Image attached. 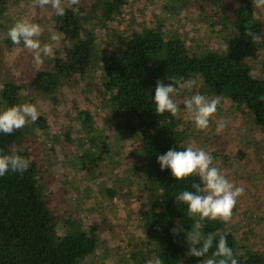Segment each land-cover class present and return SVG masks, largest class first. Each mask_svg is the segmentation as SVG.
I'll use <instances>...</instances> for the list:
<instances>
[{"label": "trees", "instance_id": "obj_1", "mask_svg": "<svg viewBox=\"0 0 264 264\" xmlns=\"http://www.w3.org/2000/svg\"><path fill=\"white\" fill-rule=\"evenodd\" d=\"M127 0H81L77 11L67 7L65 15L55 14L53 28L66 42L49 57L45 67L34 70L26 83L4 80L0 88V111L18 105L24 89L42 93L48 102H55L62 85L80 79L89 66L94 32L88 24L102 26L119 16ZM234 3L230 14L210 0L214 10L211 18L222 26L224 35L220 48H202L191 53L183 39L162 33L152 25H131L121 40V46L107 56L102 66V79L95 90L101 101L106 100L114 110L118 128L126 135H135L141 148L148 185L144 235L148 253L159 257L162 264H202L209 258L191 257V246L184 234L191 230L198 217H190L187 205L175 201L182 191H194L196 177L177 181L170 171L161 170L157 157L169 149L182 151L183 129L179 118L169 113L157 115L153 94L157 81L168 83L170 76L203 77L206 92L222 95L245 110L258 126H264V75L252 71L248 58L263 40L253 41L248 30L264 37V24L256 18L252 0H230ZM7 0H0V5ZM227 13V14H226ZM13 23L9 24V28ZM7 48L17 49L10 39H3ZM228 44V52L223 45ZM87 125L89 114H79ZM46 120L39 116L29 122L31 132L42 130ZM22 128L10 135L0 133V152L13 151L26 157L30 166L22 174L7 173L0 177V264H78L97 246V236L81 227L75 218L63 217V232L55 227V215L49 210L38 184L36 164L25 142ZM93 141L89 136L87 141ZM108 144L100 142L95 156L88 161V169L97 166ZM108 190V196L113 191ZM204 236L225 235L238 264H264V255L249 248L235 249V237L220 221H203ZM177 231L173 233V228ZM183 229L182 231L180 229ZM215 243V242H214ZM214 251V247H213ZM211 253H209V256Z\"/></svg>", "mask_w": 264, "mask_h": 264}, {"label": "rangeland", "instance_id": "obj_2", "mask_svg": "<svg viewBox=\"0 0 264 264\" xmlns=\"http://www.w3.org/2000/svg\"><path fill=\"white\" fill-rule=\"evenodd\" d=\"M32 4L33 0H7L0 5V86L4 80L26 83L34 70L45 67L49 59L36 65L31 52L23 46L7 48L3 39L9 24L24 17L38 23L43 29L42 43H51L52 34L60 35L53 28L54 10L50 6L33 8ZM218 4L228 14L234 5L230 0H218ZM213 10L210 0H127L118 17L101 27L88 24L94 32V43L86 73L62 85L54 103L42 93L22 90L18 105H36L46 120L47 127L42 130L31 132L25 126L22 136L36 164L42 197L55 215L56 229L63 232V217L75 218L83 229L97 236L95 251L78 264H146L154 258L148 253L150 246L144 235L148 183L140 144L135 135H126L118 128L113 107L95 92L107 56L120 48L131 25H152L162 33L176 35L191 53L220 48L224 28L211 18ZM254 14L264 24V9L254 7ZM65 43L61 38L54 51ZM248 61L252 71L264 75V42ZM197 91L222 98L207 131L197 130L183 109V99ZM175 99L181 107L178 118L184 131L183 147L192 144L209 152L214 165L245 189L233 210L232 221L225 223V228L234 234L235 249L245 247L264 255V126L258 127L245 110L227 97L201 87L184 91ZM84 111L89 114L86 126L79 118ZM220 118L227 121V127L217 134ZM91 135L93 141H87ZM101 141L108 144L109 150L101 155L97 166L88 169V161ZM107 188L113 191L112 197Z\"/></svg>", "mask_w": 264, "mask_h": 264}, {"label": "clouds", "instance_id": "obj_3", "mask_svg": "<svg viewBox=\"0 0 264 264\" xmlns=\"http://www.w3.org/2000/svg\"><path fill=\"white\" fill-rule=\"evenodd\" d=\"M80 0H33L32 7L50 6L59 17L65 15L67 7L78 6ZM253 6L257 9H264V0H253ZM73 7V11H77ZM42 27L30 19L24 17L8 29L7 37L14 45H23L32 54L36 65H42L45 58L54 54V47L59 45L61 36L52 34L51 43H42ZM247 34L253 41L262 38L248 30ZM223 48L228 52L229 45L224 44ZM168 83L162 80L157 81L153 94L155 113L163 115L169 113L172 117H178L181 113L180 103L175 99L182 92H192L193 89L203 86V77L196 74L194 77L170 76ZM2 88V86H0ZM264 102V96L259 97ZM220 96L209 97L198 91L183 99V109L195 128L200 131L209 129L211 119L217 114L221 104ZM40 116L36 105L32 103H22L13 105L0 111V133L10 135L13 132L24 128L29 122L35 123ZM227 127V121L220 118L216 124V133L222 134ZM157 162L161 170L170 169L172 176L177 180H187L189 177H196L199 183L193 182L191 188L194 191L185 190L180 192L175 201L187 205V212L190 217H198L194 226L188 233L187 241H190L188 255L191 257L203 258L208 256L202 264H238L233 250L228 246L225 235L209 234L204 236L201 232L202 222L220 221L230 223L233 218V210L238 198L245 194V189L236 186L227 176L221 172L213 163L212 155L202 148L189 144L182 151L169 149L165 154L157 157ZM30 166L28 158L13 151L10 154L0 152V177L7 173L22 174ZM183 230L182 228L180 229ZM177 229L173 228V233ZM215 242V243H214ZM214 247V251H213ZM209 253L211 255L209 256ZM146 264H162L159 257L149 259Z\"/></svg>", "mask_w": 264, "mask_h": 264}]
</instances>
